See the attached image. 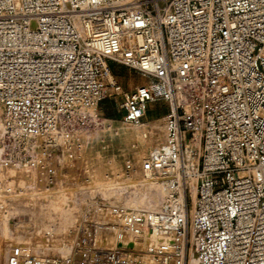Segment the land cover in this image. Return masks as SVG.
<instances>
[{
	"label": "built area",
	"instance_id": "2783aa9c",
	"mask_svg": "<svg viewBox=\"0 0 264 264\" xmlns=\"http://www.w3.org/2000/svg\"><path fill=\"white\" fill-rule=\"evenodd\" d=\"M111 63L156 83L122 94L125 121L168 105L144 161L165 204L139 224L173 235L158 264H264V0H0L2 154L33 167L91 127L120 92ZM6 264L58 261L14 246Z\"/></svg>",
	"mask_w": 264,
	"mask_h": 264
},
{
	"label": "rangeland",
	"instance_id": "374dc122",
	"mask_svg": "<svg viewBox=\"0 0 264 264\" xmlns=\"http://www.w3.org/2000/svg\"><path fill=\"white\" fill-rule=\"evenodd\" d=\"M114 78L120 92L98 103L93 125L60 132L54 149L37 157V168H23L2 154L0 264L7 263L14 246L53 257L58 264H104L109 252L131 258L144 255L130 243L101 250L96 228L110 221L104 210L150 211L163 203L165 195L157 204L139 200L146 192L147 179L141 174L146 155L165 140L168 105L163 100L148 103L142 119L127 122L120 107L122 94L156 83L125 66ZM150 254L156 256L154 251Z\"/></svg>",
	"mask_w": 264,
	"mask_h": 264
},
{
	"label": "bare ground",
	"instance_id": "6f19581e",
	"mask_svg": "<svg viewBox=\"0 0 264 264\" xmlns=\"http://www.w3.org/2000/svg\"><path fill=\"white\" fill-rule=\"evenodd\" d=\"M161 89V88H158ZM164 123H165V140H167L168 135V122L167 117L164 116ZM142 126V125H141ZM139 132L142 133V135L145 137V134L142 131V127L139 129ZM2 128L0 126V159H2V143H1V137H2ZM60 132L54 133V138H58V134ZM145 140V138H144ZM161 145V144H160ZM159 145H157L158 147ZM156 148V147H155ZM23 168L27 169H35L38 167L39 163L33 166V168H29L27 166H22L20 164H17ZM21 170V169H20ZM142 176L149 180L150 182H145V197L143 200H139L142 203H152L157 204L159 199L162 198V196L166 195V190L164 186L161 184L159 179L152 173V171L145 165L142 169ZM188 185L191 187L192 196L195 195V186L196 181L195 178H190L187 181ZM165 204V198L163 200V203L157 207V209H153L150 211H141V210H135V211H129L126 207H122L123 209L119 210H112L109 211L104 210L105 215L107 216L108 220H110L105 228H96V231L98 233V239L96 241L99 242L101 250L106 249L105 245H112L114 248L115 245H128L130 243L131 247L138 248L142 251H144V255L138 258H134L131 260V263L133 264H158V261L155 260V258L150 254V252H160L161 250H172L174 247V241H173V235L170 232L161 230L159 228L154 227L153 231H148L144 226L145 224H140V221H148L151 220L154 221V212L159 210L163 205ZM133 215L135 221L130 220L129 217ZM112 221V222H111ZM144 225V226H143ZM113 226V227H112ZM101 231L105 233L104 236L101 235ZM107 232H112L111 236H108L106 234ZM100 234V235H99ZM97 236V234H96ZM96 238V237H95ZM117 241V243L115 242ZM115 242V243H114ZM21 247V246H19ZM65 249L70 250L68 248L67 244H64ZM22 248V247H21ZM23 250V253L28 252L29 250ZM30 252V251H29ZM123 256L127 257V254H121L120 257V263H122L124 260H122ZM125 257V258H126ZM98 261H100L99 257H97ZM194 260L190 256L189 258V264H193Z\"/></svg>",
	"mask_w": 264,
	"mask_h": 264
},
{
	"label": "crops",
	"instance_id": "0c3cea01",
	"mask_svg": "<svg viewBox=\"0 0 264 264\" xmlns=\"http://www.w3.org/2000/svg\"><path fill=\"white\" fill-rule=\"evenodd\" d=\"M110 66H111V70H112L113 75H115V76L121 75V73L123 71V66L115 64V63H112V65H110Z\"/></svg>",
	"mask_w": 264,
	"mask_h": 264
}]
</instances>
